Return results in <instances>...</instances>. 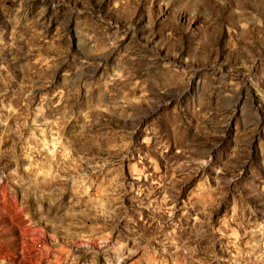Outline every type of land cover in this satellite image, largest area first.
I'll use <instances>...</instances> for the list:
<instances>
[{"label": "rangeland", "instance_id": "obj_1", "mask_svg": "<svg viewBox=\"0 0 264 264\" xmlns=\"http://www.w3.org/2000/svg\"><path fill=\"white\" fill-rule=\"evenodd\" d=\"M0 264H264V0H0Z\"/></svg>", "mask_w": 264, "mask_h": 264}]
</instances>
